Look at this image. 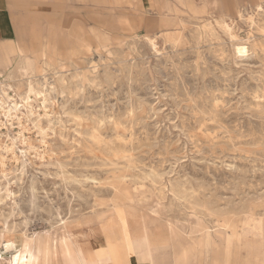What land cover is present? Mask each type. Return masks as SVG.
<instances>
[{
  "label": "rangeland",
  "instance_id": "obj_1",
  "mask_svg": "<svg viewBox=\"0 0 264 264\" xmlns=\"http://www.w3.org/2000/svg\"><path fill=\"white\" fill-rule=\"evenodd\" d=\"M4 1L0 69L32 99L0 107V264H62L63 241L120 246L121 228L160 244L169 227L229 221L258 229L262 263L226 244L183 264H264V0ZM164 251L158 264H181Z\"/></svg>",
  "mask_w": 264,
  "mask_h": 264
},
{
  "label": "bare ground",
  "instance_id": "obj_2",
  "mask_svg": "<svg viewBox=\"0 0 264 264\" xmlns=\"http://www.w3.org/2000/svg\"><path fill=\"white\" fill-rule=\"evenodd\" d=\"M256 7H260V4L258 3ZM221 24L222 26H219H221L229 34L230 38H235L232 34V28L224 21ZM73 29L74 26L72 30ZM76 36L78 37V35ZM147 38L150 43L155 46L154 39L149 37ZM234 49L236 54L240 56H244L248 50L247 46L243 42H236ZM10 50L19 57H23L25 63L28 59H30L29 55L24 52L20 43L12 42ZM40 53L41 60H43L42 63L44 65L54 61L53 59L47 57L44 48L41 49ZM20 69H24V66L20 65ZM2 70L4 69H0L1 111L5 117H10L12 114L16 116V111L22 106H25L27 103L26 101H30L32 96L29 92L25 94H17L18 91H15V86L12 81V73ZM11 91H14L15 95L11 94ZM0 163L2 165L4 164L3 161ZM221 226H227V228H229V232L226 233L224 230L218 229ZM121 227H123V225ZM168 230L167 239L160 244L155 242V235L152 230L144 226V228H141L136 233L131 235H129L124 228H121V238L123 244L120 246L112 244L104 245L103 243L106 241V237L105 235L100 234L99 236L101 242L97 245L87 243L83 238L81 241L82 244L77 246L75 245L76 240L73 242L72 238H70L71 241L68 239V241L60 243L58 250L62 264H137L139 261H148L150 264H158L156 262L157 258L164 260L165 256H167L164 250L169 246V248H173L177 263L183 264L185 262H189L190 258L194 256V253L200 248H202L205 252L213 251V253L219 254L226 249L227 244L229 245V247L227 246V250L231 251V249H234L235 253L239 250H243L247 246L248 248H245L246 251L243 253L246 261L253 262L256 260L259 263H262L261 248L257 245L258 243L256 241L259 238L260 233L250 222L241 223V226L237 227L235 222L229 221L227 225L226 223H223L222 225L217 224L216 228H211L202 224L198 227L200 234L196 237L186 235L183 237L179 233L173 231L171 227H169ZM126 247L131 248L135 253V259L129 263L126 262ZM4 248L7 250L14 249V240L12 237L4 242ZM43 255L44 256L40 260L34 261L31 264H52V258L50 259L47 255Z\"/></svg>",
  "mask_w": 264,
  "mask_h": 264
},
{
  "label": "crops",
  "instance_id": "obj_3",
  "mask_svg": "<svg viewBox=\"0 0 264 264\" xmlns=\"http://www.w3.org/2000/svg\"><path fill=\"white\" fill-rule=\"evenodd\" d=\"M74 24L75 23H72L71 27ZM10 34H11V28L9 26V16H8V12L5 8V1L0 0V39H2V38L4 39V38H6V36H9ZM203 252H204V250H203ZM210 252L213 253V251H209V252H207V255H209ZM241 253L243 254L244 251L239 250L235 254H241Z\"/></svg>",
  "mask_w": 264,
  "mask_h": 264
}]
</instances>
